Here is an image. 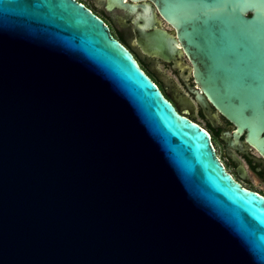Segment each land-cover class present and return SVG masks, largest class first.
Instances as JSON below:
<instances>
[{
    "label": "water",
    "instance_id": "95a60500",
    "mask_svg": "<svg viewBox=\"0 0 264 264\" xmlns=\"http://www.w3.org/2000/svg\"><path fill=\"white\" fill-rule=\"evenodd\" d=\"M153 1L262 146L264 0ZM104 28L70 0H0V264H264L262 200Z\"/></svg>",
    "mask_w": 264,
    "mask_h": 264
},
{
    "label": "flooded vegetation",
    "instance_id": "af4514ba",
    "mask_svg": "<svg viewBox=\"0 0 264 264\" xmlns=\"http://www.w3.org/2000/svg\"><path fill=\"white\" fill-rule=\"evenodd\" d=\"M102 21L182 116L199 125L233 182L257 194L264 205V144L247 138L208 98L196 68L175 28L161 15L153 0H70ZM163 32L165 40L158 39ZM167 37L175 39L169 41Z\"/></svg>",
    "mask_w": 264,
    "mask_h": 264
}]
</instances>
